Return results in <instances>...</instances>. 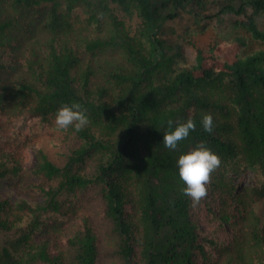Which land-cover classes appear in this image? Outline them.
Returning a JSON list of instances; mask_svg holds the SVG:
<instances>
[{
	"label": "trees",
	"instance_id": "1",
	"mask_svg": "<svg viewBox=\"0 0 264 264\" xmlns=\"http://www.w3.org/2000/svg\"><path fill=\"white\" fill-rule=\"evenodd\" d=\"M73 102L89 123L58 128ZM201 142L221 164L194 203ZM0 264H264V0H0Z\"/></svg>",
	"mask_w": 264,
	"mask_h": 264
},
{
	"label": "clouds",
	"instance_id": "2",
	"mask_svg": "<svg viewBox=\"0 0 264 264\" xmlns=\"http://www.w3.org/2000/svg\"><path fill=\"white\" fill-rule=\"evenodd\" d=\"M89 123L86 110L78 102L71 105L62 104L55 114V125L67 130L73 127L76 131L82 130ZM173 121H167L168 131L163 134L164 147L176 150L178 143L185 140L190 131L196 129L194 120L189 117L185 122H180L173 129ZM203 130L209 134L213 132V116L206 113L201 118ZM221 164L220 157L202 142L192 150L181 154L177 160L179 178L184 183L181 192L191 198L194 203H199L207 196V185L211 181L212 173Z\"/></svg>",
	"mask_w": 264,
	"mask_h": 264
},
{
	"label": "rangeland",
	"instance_id": "3",
	"mask_svg": "<svg viewBox=\"0 0 264 264\" xmlns=\"http://www.w3.org/2000/svg\"><path fill=\"white\" fill-rule=\"evenodd\" d=\"M216 11L217 10L215 9L214 12H216ZM230 15L234 16L233 14H230V13H225V14H223L221 16L229 17ZM189 17H190V15L186 14V18H189ZM186 18H184V19L176 18L175 20L170 21L169 24H171L172 26L176 27L178 32H182L186 28L185 23L188 22V20ZM218 20L219 19L217 17H214L212 19L207 20L206 22H210L212 24H217ZM213 32H214V29H213V27H211L210 31H207L204 34L198 35L199 42L202 45H204V46L208 45L209 42L212 39L215 38L214 35L212 36ZM185 48H186V53L191 58L192 62H196V60H197V51H196V49L193 46L189 45V44H186ZM21 124H22V122H20V125ZM36 161H37L36 150H35L34 147H31V148H29V150L27 152L26 164L29 167H32V166L35 165ZM238 182H240L241 184H253L255 182V173L253 171L245 172L239 178Z\"/></svg>",
	"mask_w": 264,
	"mask_h": 264
}]
</instances>
